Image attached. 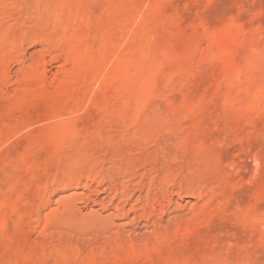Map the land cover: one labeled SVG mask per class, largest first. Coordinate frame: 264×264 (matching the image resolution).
<instances>
[{
  "label": "rangeland",
  "instance_id": "obj_1",
  "mask_svg": "<svg viewBox=\"0 0 264 264\" xmlns=\"http://www.w3.org/2000/svg\"><path fill=\"white\" fill-rule=\"evenodd\" d=\"M0 264H264V0H0Z\"/></svg>",
  "mask_w": 264,
  "mask_h": 264
},
{
  "label": "bare ground",
  "instance_id": "obj_2",
  "mask_svg": "<svg viewBox=\"0 0 264 264\" xmlns=\"http://www.w3.org/2000/svg\"><path fill=\"white\" fill-rule=\"evenodd\" d=\"M144 36V35H143ZM117 66V65H116ZM123 66V65H122ZM118 67H119V65H118ZM124 67V66H123ZM127 68V67H126ZM126 68H125V70L123 71L122 70V68L121 69H119V68H117V67H115L114 69H113V71L111 72V79H115L117 76H122V77H124V78H126L127 80L128 79H130V77H131V74H130V70L128 69V71H126ZM123 74V75H122ZM109 76V77H110ZM106 79H108V78H106ZM106 79H105V81H106ZM110 79V80H111ZM104 81V82H105ZM128 82V81H127ZM127 82H126V84H127ZM108 83V82H107ZM124 83H125V81H124ZM120 87H121V85H120ZM125 88V87H124ZM118 89V88H117ZM118 91V90H117ZM129 196H130V194H128ZM128 195H126V196H128ZM126 198V197H125ZM127 198H130V197H127ZM126 200V199H125ZM128 201H130L129 199H127ZM126 200V201H127ZM125 202V201H124ZM127 203V202H126Z\"/></svg>",
  "mask_w": 264,
  "mask_h": 264
}]
</instances>
